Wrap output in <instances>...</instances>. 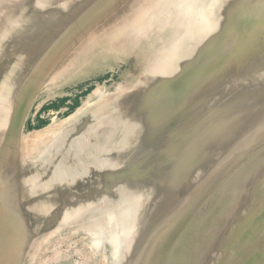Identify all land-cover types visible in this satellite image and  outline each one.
I'll list each match as a JSON object with an SVG mask.
<instances>
[{"label":"rangeland","instance_id":"1","mask_svg":"<svg viewBox=\"0 0 264 264\" xmlns=\"http://www.w3.org/2000/svg\"><path fill=\"white\" fill-rule=\"evenodd\" d=\"M147 2L84 1L77 18L81 34L88 31L78 39L85 40L83 36L94 32L105 34V40L68 67L62 62L58 71L48 68L44 77L35 79L30 93L18 97L10 126V115L4 116L1 131L8 132L0 145V205L4 209L0 216L8 225L19 226L18 241L24 247L19 264H264V0L173 1V21L180 27L171 42L161 43L160 65L171 69L169 74L160 73L148 81L161 84L163 104L157 109L156 129L152 123L145 126L142 154L154 138L163 140L150 151L149 160L137 164L121 182H113L116 200L93 191L96 179L110 180L125 163L110 159L115 152H123L124 134L117 128L111 132L105 122L125 112L135 77L151 61L146 47L128 53L121 46L127 42L122 37L144 14L145 8L138 6ZM168 11L166 6L161 22L166 21ZM65 17L69 20L72 15ZM206 21H211V28H206ZM82 46L76 45L72 55ZM64 58L66 62L69 55ZM167 87L174 88L168 96ZM251 91H256L251 102L257 105L246 113L239 104L243 99L239 100ZM228 124L232 125L228 138L224 135L228 147L223 144L218 157L210 147L223 139L220 134ZM57 151H63L60 156L65 159L52 178L55 158L50 155ZM208 152L214 156L200 164L190 182L186 177L189 167ZM43 154L48 159L43 160ZM226 167L227 172H222ZM159 181L164 184L160 191L164 200L175 188L165 203L161 195L155 194L161 199L155 201L153 192H147ZM18 185L26 196L23 200L15 189L11 206L6 196ZM55 187H63L74 198L49 202ZM28 190L33 193L28 195ZM101 190L105 193L104 186ZM194 194L199 197L193 207L185 209L183 200ZM140 202L160 203V207L163 202L164 206L158 209L156 205L159 215L153 217L148 213L150 207ZM180 202L184 206L179 209ZM32 203L37 208L41 204L42 210L34 207L37 212H29ZM175 210L191 218L170 226L168 217ZM117 211L123 218L132 217L115 225L111 217ZM102 222L107 228L112 223L109 230ZM199 222L204 229L196 231Z\"/></svg>","mask_w":264,"mask_h":264},{"label":"bare ground","instance_id":"2","mask_svg":"<svg viewBox=\"0 0 264 264\" xmlns=\"http://www.w3.org/2000/svg\"><path fill=\"white\" fill-rule=\"evenodd\" d=\"M12 1L13 0H0V145H1V141L3 140L4 136H6V134L8 132V131H6L5 133H2V131H1V127L3 124L2 121L4 120L5 114L10 115V119L8 121L9 123L7 124V126H10L11 125V119L13 117L12 115L16 110V103L19 100L18 97L21 95L20 96V98H21L22 95L25 96L26 93H30L33 90V88L35 87V83H34L35 79H37L38 77H41V76L44 77V75H45L44 73L47 71L48 68L53 71L55 68H57L59 66V64L61 65L60 67H62L63 66L61 64L62 62L66 67H68V65H70L71 62H73L77 59H80L79 58L80 55L84 54V56H86L87 50L91 49L94 46H97L98 44H100L101 42H103L105 40L104 39L105 34H93L94 32L89 36H87V35L90 32L87 33L86 36H83V37H86L85 40H82V38L78 39V37H80V35L86 33L88 30H86L85 32H83L81 34L82 24H81V22H79L80 18H77V13L79 12L81 6H83L85 4L84 1L87 2V1H92V0H82V2L80 1L81 4L78 3L79 1H76V0H74V1L72 0L74 4L68 2L69 0L68 1L57 0L56 2H53L54 0H21V1L18 0V2H14V3ZM48 1H50V2H48ZM173 1L174 0H148V2L145 3V5L140 4L138 6L139 8H142V10H143V7L145 8L142 18L140 20L138 19L137 23H134L135 25L134 24L131 25L130 29L128 30L127 36H125L126 35L125 34L122 37V38H125V40H127V42L125 45L121 44V46L128 53L129 52L131 53L136 48L140 49L142 47H146L147 49H149V51L146 53H147V56H149V58H151V61L145 62L143 72L138 78H136L137 76L134 74L136 76L135 77V79H136L135 86L132 90L133 92L129 93V95H128L129 100L126 96L128 101L125 103V106L127 107V109H125V112L122 115H120L119 117H115V118L111 119L110 121L108 120L107 122H105L106 123L105 127L111 128V130H110L111 132L113 130H115V128H117L118 132L122 131L124 134V140H123V143L121 144V148H120V150L121 151L123 150V152L120 154V152L117 151L114 154H112V156H110V159H113L114 161H116V160L118 161V159H119V160H122L123 163L125 162L124 164H121L122 170L115 173L114 176H112V178H110V180H108L107 178H104V177H100L99 179H96V182L93 184V186H94L93 191H96L100 195H104V196L109 194L108 200L110 199V200L114 201V199L116 200V198L118 196L117 195L118 192H115L113 187H111L113 185V182H121L122 179L125 178V176L128 177V175H126V173L129 172L132 168H134L137 164H139L145 160H149L148 154H150V151L155 150L156 146L160 142H162V140H163V139H161L162 138L161 136L154 138L149 149L146 150V152L144 154H142V151L145 150V148L143 146L144 140L142 141V135L146 131L145 126L148 123L149 124L152 123L154 126L153 128L156 129L157 120L160 118L158 116L157 109L160 107V105L163 104V99H161V97H160L161 94H163L161 92L162 90L160 89L161 84L158 83L157 80H154V83L150 85L148 83V81L152 80L154 78V76L157 74L161 73L160 75H163L162 73H164V72H166V74H169L171 69L167 68L165 70L166 66L160 65L161 59H160L159 53L162 49L161 43L163 45H165V43H167L168 41L171 42L175 30H177V28L180 27L179 25L176 26V23L173 21V18L175 16V10H176L174 5H173L174 4ZM65 2H68V3H65ZM166 6H168V9H169V11L167 13H165L164 19H166V21L164 20L165 22H161V21H163V19H162V16L160 17V15L165 10ZM139 10H141V9H139ZM202 11H205V10H202ZM138 12H140V11H138ZM200 12H201V10H200ZM67 14H69V16L72 15V18L68 20V18H67L68 16L65 17ZM138 14H140V13H138ZM141 15L142 14H140V17H141ZM203 15H205V13H203ZM210 22L206 21V23H207L206 28H208V29L211 28V27H209ZM157 27H159L160 30H158ZM157 42H159L158 45H157ZM104 43L106 44V42H104ZM81 44H83V46L81 48H77L78 51L74 55H72L73 54L72 50L74 49V47L76 45L78 47V45H81ZM127 45L130 46L131 51L127 50V47H128ZM139 54H141V53H139ZM176 54L177 53H175V55ZM68 55H69V58L65 62L64 60H66L67 58H64V57H67ZM145 58H147V57H145ZM163 60H165V58H163ZM66 69L67 68H65L64 70H66ZM56 70L58 71V68ZM54 73L56 74L57 72H54ZM173 91H174V88L167 87V92H169L167 94V96ZM127 92H129V90L126 91V93ZM254 93H256V91H251V92L247 93L246 95H244L246 97H242L239 100V101H241L243 99V103H239V104L241 106H243L242 110L244 109L246 111V113L248 110L250 111L251 107L254 108L255 105H257V103L255 104V102H253V103L251 102V101H255V100H253L254 98H252L253 96H251ZM125 99H123V100H125ZM160 100H162V101H160ZM245 100L246 101L250 100V101H248V103L245 104L244 103V102H246ZM119 103L120 102H118L117 104H119ZM246 105H247V107H246ZM251 105H253V106H251ZM92 108L93 107H91V109ZM255 112L253 111V113H255ZM235 115L237 116L236 113H235ZM229 116H231V115L229 114ZM231 132H232V125L228 124L227 127L224 130H222V134L219 133L223 137V139L215 141L214 146L210 147L211 150H214V152H216V155L218 154V152L222 148L221 146L226 143L225 142V136L227 134L230 135ZM228 135H227V138H228ZM253 135L256 136L255 133ZM143 136L145 137V133ZM163 138H165V137H163ZM251 139H252V137H251ZM248 140H250L249 137H248ZM245 143H246V141H245ZM247 143H249V141H247ZM228 144H229V142H228ZM249 144H251V143H249ZM224 146L228 147V145H226V144ZM238 146H240V144ZM117 147L119 148V145ZM242 147L244 148V146H242ZM226 148H224V149H226ZM55 149L56 148H53V151H56ZM234 149H236V148H234ZM238 149H239V147H238ZM223 151H222V153H223ZM233 151H231V152H233ZM235 151L239 152L238 150H235ZM0 152H1V150H0ZM61 153L63 154V151H57V153H53L52 155H50V157L55 158V159H53V162H52L53 163L52 166H54V168L52 169V172H53V174L51 175L52 178L58 172V169L63 165L62 163L64 162L65 158L63 157L64 155L60 156ZM135 154H136V157H134L131 160L130 158L135 156ZM211 155H212V157L214 156V154H210L208 152L207 154H205L203 160H201L200 162L196 163L195 165H191L189 167L187 174H186V177L189 178L190 182L192 180L191 174L194 171H197V169L200 167V164L203 163V161L206 160L207 158L211 157ZM42 156H43V158H42L43 160L48 159V155L46 156L43 154ZM217 156H216V158L218 159V157L220 155L218 157ZM28 163H30V162H28ZM26 165H27V163H26ZM215 166L216 165H214V167ZM24 168H27V167H24ZM215 168H217V167H215ZM40 169H42V167ZM220 170H223V169H220ZM226 170H227V167H226V169L224 168V170L222 172L226 173L227 172ZM237 170H240V168ZM24 172H26V169ZM218 173H220V177H221L222 176L221 172L219 171ZM218 173L216 174V176L217 175L219 176ZM199 174H197V175H199ZM231 175H232V173H231ZM224 176H225V174H224ZM56 177H58V176H56ZM220 177H218V178H220ZM38 178H40V177H38ZM52 178H51V180H52ZM246 178L248 179V177H246ZM194 179H195V177H194ZM25 180L27 181V179H25ZM36 182H37V180H36ZM237 183H239V182H237ZM24 184H26V183L24 182ZM19 186L20 185H18L17 188H14L11 192L7 193L8 196L5 195L10 200L11 206H14V205H12V201H15V199L12 200L13 199L12 193H13V195H15L14 194V192H16L15 189H18L17 192L19 190L21 191V188H22V190H24L23 187H21V186L19 187ZM35 186H33V187H35ZM48 186H49V184H48ZM103 186L105 189V193L102 192L103 190L100 191V189ZM159 186H160V188H159ZM163 186H164V184L159 181L158 185L154 186V188H153V186H151L152 189H150V190H149V187H150L149 186L148 187L149 191H147V192H150V191H151V193L153 192L151 195L153 196V198H155V201H156V198H157L156 195L157 194L161 195V197L163 195V193H161V192H163V191H161ZM198 189H200V188H197V190ZM20 191H19V193L22 196V199L24 200V198L26 196L25 195L26 191L25 192L24 191L20 192ZM33 191H34V189H33ZM33 191L28 190V192H27L28 195H29V192L33 193ZM52 191L53 192H51L52 193L51 201H49L51 203H54L55 201L56 202H64V201L67 202L70 199L74 198V197H72V198L69 197L67 195L68 192L63 187L52 188ZM109 191H110V193H108ZM202 191H204V190H202ZM174 192H175V188L173 190H170V194L167 197L165 195V200L169 199L170 195H172ZM201 192H199V193H201ZM148 194H147V197L149 198L150 194L149 195ZM196 194H198V193H196ZM196 194H194V196L191 195L189 198L183 200V203L185 206L183 205L182 202H180L178 204V208L180 209L179 205H181V204L187 210L189 208L193 207V204H192L193 200L199 197ZM90 196H91V193L87 197L90 198ZM147 197H145V198H147ZM159 197L157 198L158 201L160 199ZM26 198H28V197H26ZM85 198L86 197H84L83 199H85ZM88 198H86V199H88ZM163 198L164 197H162V199ZM144 200L145 199L143 197L142 201H144ZM165 200L163 199L164 203H165ZM10 202L7 203V198H6V203L10 205ZM66 202L64 204H66ZM148 202H150V200ZM163 202H161V207L164 206V205H162ZM104 203H102L103 207H104V205H103ZM150 203H152V202H150ZM60 204L62 205V203H60ZM141 204H143V202ZM148 204H146V205H148ZM158 204H160V203H157L156 205H158ZM40 205L41 204H39L38 208L35 207L36 205H34V204L32 205L33 208L31 206H29L28 209L32 208L31 211H29V212L32 213V212L39 211L38 209H40L42 207V205L41 206ZM143 205H145V204H143ZM146 205H145V207H146ZM154 205L153 206L148 205L150 207L148 213L152 214L153 217H157L159 215V210L157 211V207L155 205V207H156L155 208ZM112 206H114V205H112ZM34 207L37 208V211L34 210L35 209ZM111 207H110V211H111ZM114 207H116V205ZM152 207H154L155 209H153ZM161 207L158 205V209ZM116 208H114V209H116ZM142 208L140 206L141 210H142ZM140 209L138 210L139 212L141 211ZM146 209H148V207H146ZM0 210L4 211V209L2 208L1 205H0ZM41 210L42 209H40V211ZM59 211H61L60 208H59ZM108 211H109V209L107 210V212ZM175 211H177V210H175ZM181 211L179 210V211L175 212V214H174V212H172L174 215H172V216L169 215L168 221H169L170 226H171V224H173L174 226H178L180 223L184 222L187 218H191V217H188V214L185 211L184 212L182 211V213L178 214V212H181ZM111 212H113V211H111ZM143 212H147V210H144ZM141 213H142V211H141ZM175 215H176V217H174ZM28 216H29L30 221H34L30 214H28ZM131 217L128 216V217L123 218L121 215H119V213L117 211L115 215L113 214V216L111 217V220L113 221V223L115 225L118 224V226H119L122 222L129 221ZM105 218L106 217L104 216V219ZM173 218L175 220L172 221ZM170 221H172V222H170ZM105 222L108 223L107 220ZM94 224L96 227L97 226L96 223H94ZM110 224H112V223H110ZM110 224H109V227H110ZM103 225L105 226L104 223H103ZM103 225H101V226H103ZM106 225L108 226V224H106ZM167 226L169 227V225H167ZM167 226H165V227H167ZM200 226H201V222L198 223V226L196 227L197 229L195 228V230L197 231L198 229H200V230L204 229V228H201ZM18 227L19 226L16 223L15 224L12 223L11 225H8L6 223V221L2 218V216H0V264H19V261L21 260V256H23L22 254H24V252L22 253V250H24L22 242L20 240L18 241L19 235L21 234L20 230H18ZM113 227L114 226H112L111 228L114 229ZM108 236H110V235H108ZM5 237H6V239H5ZM3 239L5 240V243H4ZM21 240L23 241V239H21ZM179 252H180V249H179Z\"/></svg>","mask_w":264,"mask_h":264}]
</instances>
